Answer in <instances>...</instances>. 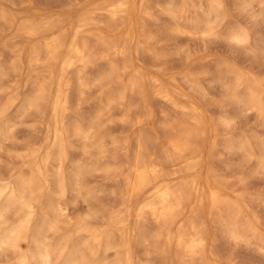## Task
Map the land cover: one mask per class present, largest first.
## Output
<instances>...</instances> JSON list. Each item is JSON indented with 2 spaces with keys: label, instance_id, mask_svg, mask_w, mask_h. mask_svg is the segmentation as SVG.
<instances>
[{
  "label": "rangeland",
  "instance_id": "obj_1",
  "mask_svg": "<svg viewBox=\"0 0 264 264\" xmlns=\"http://www.w3.org/2000/svg\"><path fill=\"white\" fill-rule=\"evenodd\" d=\"M117 1L0 0V185L8 184L1 204L22 177L41 185L5 208L0 234L24 217L22 202L35 205L29 238L0 248V263L32 260L38 252L32 235L60 207L58 229L46 238L57 248L53 264L71 251L89 264H264V112L248 100L252 81L264 90V0H222L218 12L210 0H123L127 11L113 17L109 7ZM82 20L87 24L75 41L87 44L83 62L68 49ZM30 24L41 32L26 33ZM60 34L66 44L55 58L42 49L44 57L33 64L32 48ZM69 54L75 64L67 62ZM45 83L46 98L34 104ZM194 117L203 130L182 161L197 158L198 165L180 170L170 138L178 129H196ZM139 157L165 169V185L188 184V198L199 178L206 224L201 255L187 256L150 210L137 211L160 181L125 200ZM59 173L67 184L62 194ZM215 188L223 202L213 209L208 195ZM193 200L185 201L180 220L197 218Z\"/></svg>",
  "mask_w": 264,
  "mask_h": 264
},
{
  "label": "bare ground",
  "instance_id": "obj_2",
  "mask_svg": "<svg viewBox=\"0 0 264 264\" xmlns=\"http://www.w3.org/2000/svg\"><path fill=\"white\" fill-rule=\"evenodd\" d=\"M187 1V0H185ZM184 1V3H186ZM211 1V8L215 11L221 9L222 7V0H210ZM209 1V3H210ZM182 2V1H181ZM176 4V3H175ZM181 4V3H180ZM186 5H183V7ZM176 7V6H175ZM110 12L112 14L113 17H116L119 15V13L122 12H126L127 11V3L123 0L117 1L114 4H112L110 7ZM171 8V6H170ZM195 8V7H194ZM169 9V8H168ZM178 11V10H177ZM109 12V13H110ZM213 12V11H212ZM218 12V11H217ZM171 13H173L174 15L177 16V13L175 9L172 8ZM125 14V13H124ZM173 14H171L172 16H174ZM187 14V13H186ZM216 15V14H215ZM175 16V17H176ZM199 16V15H198ZM6 17V16H5ZM4 18V17H3ZM119 18V17H118ZM124 19V18H123ZM1 20V19H0ZM85 21L82 20V24H80L79 28H77V30L75 31V35L72 41L69 42L68 44V49L71 52L75 53V56L80 57L82 56V62L86 58V53L84 52L85 50V46L87 44H83V46L79 43H77L75 41L76 37L79 35L80 33V28L85 26ZM87 24V23H86ZM112 24V23H111ZM117 24V23H116ZM114 25V24H113ZM210 25L204 29V32H206L207 30H211L210 29ZM118 26V25H117ZM120 26V25H119ZM8 27V26H7ZM113 27V26H111ZM6 28V27H5ZM128 28V27H127ZM194 28V27H193ZM25 32L28 33L31 36L37 35L40 31L37 29L36 26L34 25H28L25 27ZM43 31V30H42ZM5 32V31H4ZM41 32V31H40ZM44 32V31H43ZM127 32V31H126ZM208 32V31H207ZM83 33V32H82ZM203 33V31H202ZM244 34V33H243ZM65 35V34H64ZM60 34V35H56L54 37H51L49 39H46V43H45V47L42 46H34L32 48L31 51V60L33 62V64H36L39 62L40 60V55L42 54L43 57L45 55V52L49 55L50 58L53 59V57L56 55L58 49H60L61 47H63L66 44V37ZM83 35V34H82ZM128 35V34H127ZM247 35V34H244ZM245 36L241 35V34H235L232 36L233 39L238 40V41H243L245 38ZM248 38V37H247ZM8 42V41H7ZM21 42V41H20ZM43 42V41H42ZM35 44V43H34ZM127 44V43H126ZM41 45V44H40ZM14 46V45H13ZM87 47V46H86ZM45 50L41 51V50ZM128 49V48H127ZM12 51V50H11ZM30 51V50H29ZM42 52V53H41ZM44 52V54H43ZM93 52V51H92ZM85 53V54H83ZM10 54V53H9ZM123 55V54H122ZM76 57V58H77ZM55 58V57H54ZM80 58H78V60H81ZM46 60V59H45ZM87 61V60H85ZM53 62V61H52ZM67 62L69 64H75V59L72 57V55H68L67 56ZM78 62V61H77ZM67 63V64H68ZM89 64V63H88ZM43 65V64H42ZM68 66V65H67ZM115 67V66H114ZM117 67V66H116ZM120 67V66H119ZM35 68V67H34ZM47 69V68H46ZM118 69V68H117ZM112 70V69H111ZM40 71V70H38ZM114 71V70H113ZM41 72V71H40ZM116 72H118L117 70L114 72L116 74ZM49 73V72H48ZM136 73V72H135ZM111 74H113V72H111ZM114 75V74H113ZM45 76V75H44ZM123 77V76H122ZM136 77V76H135ZM131 80L130 86L133 88V86L137 83L136 80ZM238 80L241 81V75L237 76ZM132 79V78H131ZM31 82V81H30ZM249 82V81H248ZM251 82V81H250ZM140 83V82H139ZM41 84V83H40ZM142 85V84H141ZM158 85V84H157ZM49 86V84H48ZM60 92L61 94H65V90L61 87L62 85L60 84ZM39 88L37 89V91L34 94V97L32 98L33 103L34 104H40L45 98H46V94H47V83L42 84L40 86H38ZM50 88V87H49ZM142 88V87H140ZM249 88V97L248 100L250 101L251 105L255 106L256 108H258V110L260 112H264V90L262 91L260 89V83L257 81H252V83H250V85L248 86ZM134 90V89H133ZM138 90V89H137ZM167 91H165L164 96H168L169 95L166 93ZM246 92V91H245ZM240 94V93H239ZM49 95V94H48ZM235 96L237 95L234 94ZM70 96V95H69ZM68 96V97H69ZM247 96V95H246ZM66 97V96H65ZM67 99V97H66ZM168 99V98H167ZM122 100V99H121ZM65 103V102H64ZM115 103V102H113ZM39 106V105H38ZM104 106V105H103ZM111 106V105H110ZM253 109V108H252ZM255 109V108H254ZM5 110V109H4ZM37 111V110H36ZM107 111V110H106ZM102 112V111H101ZM100 113V112H99ZM101 114V113H100ZM190 114V113H189ZM101 116V115H100ZM194 119L196 121V124L198 127H196V129H178V132L171 137L170 139V144L173 148V157H171L170 155H167L168 157L173 158V160H181L180 164H182L180 170L186 168H195L198 165V160L197 158H194L190 161H182V158L185 157L186 155V151L189 148H192V146H194V137L195 136H200L201 134V130L202 129V121L197 118L194 117ZM127 120V119H126ZM181 127V126H180ZM201 129V130H200ZM177 131V130H176ZM175 131V132H176ZM0 132H3L2 128H0ZM200 132V134H199ZM79 133L80 132V128H79ZM87 135V134H86ZM85 136V135H83ZM89 138V137H88ZM200 143V142H199ZM196 144V143H195ZM120 146V145H119ZM144 146V145H141ZM147 147V146H146ZM97 148V147H96ZM202 148V147H201ZM196 149V148H195ZM62 150V149H61ZM144 150V148H143ZM101 151V150H100ZM105 151V150H104ZM103 151V152H104ZM145 151V150H144ZM151 151V150H150ZM102 152V151H101ZM148 152V151H147ZM153 152V151H152ZM195 153V152H194ZM145 154V153H144ZM143 154V155H144ZM201 154V153H200ZM147 155V154H146ZM148 156V155H147ZM145 157H139L136 158L135 163L133 165L130 166V169L132 170V172L134 173L131 179H128V187L126 190V193H124V198L125 200H131L133 197L135 196H143L145 194V190L147 189V187L153 182V181H160V185H158V187H156V189L152 192V196L153 198L149 199L148 201H144L142 203L139 204V207L137 209L138 212H142L144 210H150L153 215L156 216V218L162 222V226H165L168 230L166 236L168 238L169 241H175L176 239V246L178 249L182 250L187 256H195L198 254H202L203 250L205 246H206V235H205V231L204 228L205 227L203 225V222L205 223V221H202L204 219H202V217H204L202 215H200V212H202V208L204 206V200H203V196L202 193L200 192V188H199V181L197 179V177H194L192 179V183L194 186H192V190L193 193L191 197H189L190 199L192 197H194V200L190 202L191 204V211L194 212L195 214V218L194 216H191L188 219L180 220V216H182V210H183V205L185 203V201L190 200L188 198V195H186L185 192V187L183 186L182 183H175V184H167L165 185V183L162 181V179H166V172L165 169H161L160 166L158 164H155L152 162H150L151 160H147L144 159ZM160 158V157H159ZM162 158V157H161ZM161 160V159H160ZM166 161V160H165ZM163 162V161H162ZM179 166V165H178ZM10 170V169H9ZM82 170V169H81ZM179 170V171H180ZM170 171V170H169ZM177 171V170H176ZM178 171V172H179ZM176 172H174L175 174ZM56 174V173H55ZM61 173H59V176H57L58 178V182H59V186L61 187V194L64 193L66 191V185L65 184V178L63 175H60ZM171 174V173H170ZM1 175V174H0ZM118 175V174H117ZM197 175V174H196ZM172 176V175H171ZM181 176V175H180ZM200 176V175H199ZM177 177V176H176ZM19 178V177H18ZM172 178V177H171ZM206 178V177H205ZM21 179V183H20V189L17 190L15 188H11L8 193L6 194L5 197V201L7 202L5 203L6 205H2L1 204V196L4 193L3 191L8 188L6 186H8V184L5 185H0V218H2L4 220L3 216V212L6 210L5 208L10 207V205L18 202L19 200H21L23 198V195L27 192H32L35 188H37V186H39L40 183H38L36 181V179L32 178L30 180V178L27 179ZM168 179V178H167ZM162 181V182H161ZM166 181V180H165ZM41 182V181H40ZM5 183V182H4ZM184 183V182H183ZM186 183H184L185 185ZM41 186V185H40ZM39 186V187H40ZM156 186V185H155ZM154 186V187H155ZM189 188V187H188ZM187 188V189H188ZM58 189V188H57ZM191 189V188H190ZM39 190V189H38ZM152 190V189H151ZM191 190V192H192ZM219 190V189H218ZM36 191V190H35ZM58 191V190H57ZM7 192V191H6ZM37 193V192H36ZM29 194V193H28ZM35 194V193H33ZM5 195V194H4ZM208 195V194H207ZM34 196V195H33ZM28 197V196H26ZM31 199V198H30ZM35 199V198H34ZM33 199V200H34ZM148 199V198H147ZM223 198L220 196L219 192L216 190L211 189L209 195H208V201L210 202V206H216V205H220V203L223 202L222 200ZM124 200V201H125ZM28 201V200H26ZM35 201V200H34ZM33 202H25L23 204V208H26L27 211L25 212L24 217H22V219L20 220V222L13 226L12 228H10L7 232L1 233L0 234V248H3L5 246H14L18 242L19 240L21 241V239L26 238L28 236L29 228H30V222H31V216L33 214V206H35L34 204H32ZM10 204L8 207L7 205ZM21 204V203H20ZM21 204V205H22ZM218 205V206H219ZM18 206V205H17ZM216 208V207H215ZM232 208V207H231ZM33 209V210H32ZM214 209V207H213ZM23 210V209H22ZM51 210V209H50ZM239 210V209H238ZM7 211V210H6ZM63 212V208L61 209L60 207L57 208V213H54V215H49L44 219L43 223L40 226V229L33 234L32 236L34 237L36 246H37V250L38 252L35 254H32V260L34 259V261L36 262V264H53L55 262L52 261V256L55 254L56 252V246L47 243L46 238H47V232L49 231H54L59 224L60 221V216H63L62 214ZM238 212V211H236ZM203 214V212H202ZM232 214V213H231ZM239 214V213H238ZM245 214V213H244ZM142 216V215H141ZM117 217V216H116ZM138 217V216H137ZM201 217V220H200ZM241 217V216H240ZM113 218V216H112ZM199 218V219H198ZM227 218V217H226ZM1 221V220H0ZM6 221V220H5ZM145 221V220H144ZM181 221V223H179ZM238 221V220H236ZM3 222V221H2ZM32 223V222H31ZM176 223H178L177 226V233L173 232L172 226H174ZM224 223V222H223ZM241 223V222H240ZM3 224V223H2ZM161 225V224H160ZM177 225V224H176ZM1 226V225H0ZM9 226V225H8ZM7 226V227H8ZM244 226V224H243ZM6 227V228H7ZM32 227V226H31ZM83 227V226H82ZM86 228V227H85ZM164 228V227H162ZM4 229V228H3ZM37 229V228H36ZM58 229V228H57ZM6 230V229H5ZM207 231V229H205ZM29 231V232H28ZM106 233V232H105ZM164 233V232H163ZM208 233V232H207ZM143 234V233H142ZM100 235V234H99ZM141 235V234H140ZM208 235V234H207ZM31 236V235H30ZM156 236V235H155ZM96 238L98 237V234L95 235ZM145 237V236H144ZM29 238V236H28ZM104 238V237H103ZM100 239V238H99ZM107 239V238H106ZM249 240V239H248ZM23 241V240H22ZM126 240H123V242ZM49 242V241H48ZM112 242V241H111ZM121 244V243H119ZM118 244V245H119ZM96 246V245H95ZM121 246V245H120ZM6 247V248H8ZM18 247V246H16ZM70 247V246H69ZM124 247V246H123ZM11 248V247H9ZM109 248V246H108ZM115 248V247H114ZM12 249V248H11ZM65 249V248H64ZM63 249V251H64ZM125 249V248H124ZM62 250V249H60ZM108 250V249H107ZM36 251V250H35ZM126 251V249H125ZM58 252V251H57ZM67 252V250H66ZM76 252V251H75ZM94 252V251H93ZM180 252V251H178ZM92 253V252H90ZM182 253V252H180ZM183 253V255H185ZM25 254V253H24ZM57 254V253H56ZM61 254V252H60ZM59 254V255H60ZM76 254V253H75ZM72 251L69 253H66L63 257V263L61 264H89V262H87V256L85 257L84 255L79 256L75 255ZM94 254V253H93ZM26 255V254H25ZM57 254V256H59ZM205 255V254H204ZM23 256V255H22ZM13 257V256H12ZM62 257V258H63ZM130 257V255H129ZM204 257V256H203ZM55 258V257H53ZM59 258V257H58ZM57 258V259H58ZM60 259V258H59ZM58 259V260H59ZM30 257L28 259V257H25L21 260V264H30L29 263ZM30 260V261H32ZM96 261V260H95ZM129 258L127 257V263H129ZM206 261V260H205ZM208 261H206L207 263ZM59 263V262H58ZM95 263V262H94ZM1 264V263H0ZM185 264H189L187 262H185ZM208 264V263H207ZM211 264V263H210Z\"/></svg>",
  "mask_w": 264,
  "mask_h": 264
}]
</instances>
